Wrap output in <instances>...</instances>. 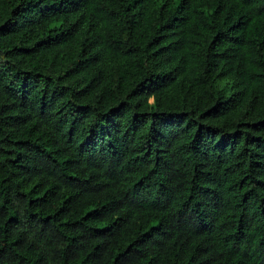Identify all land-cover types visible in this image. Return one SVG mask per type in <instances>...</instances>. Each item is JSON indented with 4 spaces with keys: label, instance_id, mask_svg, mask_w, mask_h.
<instances>
[{
    "label": "trees",
    "instance_id": "1",
    "mask_svg": "<svg viewBox=\"0 0 264 264\" xmlns=\"http://www.w3.org/2000/svg\"><path fill=\"white\" fill-rule=\"evenodd\" d=\"M0 264H264V0H0Z\"/></svg>",
    "mask_w": 264,
    "mask_h": 264
}]
</instances>
